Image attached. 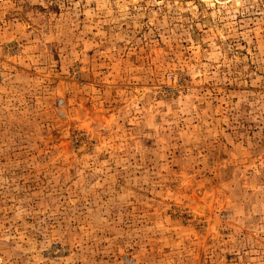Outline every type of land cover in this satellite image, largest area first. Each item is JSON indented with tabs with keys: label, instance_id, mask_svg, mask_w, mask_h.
I'll return each instance as SVG.
<instances>
[{
	"label": "rangeland",
	"instance_id": "374dc122",
	"mask_svg": "<svg viewBox=\"0 0 264 264\" xmlns=\"http://www.w3.org/2000/svg\"><path fill=\"white\" fill-rule=\"evenodd\" d=\"M0 264H264V0H0Z\"/></svg>",
	"mask_w": 264,
	"mask_h": 264
}]
</instances>
